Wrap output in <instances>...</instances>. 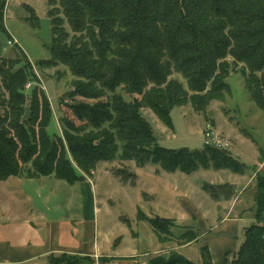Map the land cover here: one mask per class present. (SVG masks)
Segmentation results:
<instances>
[{
	"label": "trees",
	"instance_id": "obj_1",
	"mask_svg": "<svg viewBox=\"0 0 264 264\" xmlns=\"http://www.w3.org/2000/svg\"><path fill=\"white\" fill-rule=\"evenodd\" d=\"M177 1L47 0L49 57L36 61V66L63 64L76 77L64 104L68 114L59 118L62 137L47 131L51 105L29 60L21 50L5 57L0 41V180L53 175L71 184L82 181L98 161L115 157L133 161L136 167L159 164L167 172L190 174L212 168L243 174L247 167L226 150L158 145L139 109L150 108L172 128L173 107L189 102L200 111L230 93L225 78L232 68L240 72L251 100L264 111V0H181L183 12ZM5 4L0 0V30L7 33ZM28 11L33 26L38 18L33 9ZM84 37L91 40L90 46ZM173 71L184 77L186 88L169 78ZM31 81L35 84L26 95ZM119 86L140 98L125 101L115 92ZM105 95L106 102L98 101ZM263 160L260 150L259 161ZM203 188L216 198V187ZM220 192L230 198L231 186H221ZM252 198L254 222L244 228L238 249L227 252L221 264H264L263 175L255 177ZM137 218L150 225L159 242L172 237L173 219L146 216L140 210ZM197 234L187 227L173 238L183 245ZM199 254L201 264H215L206 246L199 248ZM231 255L234 258L228 262ZM48 262L94 264L90 257L67 254L50 255Z\"/></svg>",
	"mask_w": 264,
	"mask_h": 264
},
{
	"label": "rangeland",
	"instance_id": "obj_2",
	"mask_svg": "<svg viewBox=\"0 0 264 264\" xmlns=\"http://www.w3.org/2000/svg\"><path fill=\"white\" fill-rule=\"evenodd\" d=\"M181 2V0L177 1L180 10L183 12ZM28 8L33 9L38 18L37 23L35 22L33 26L27 20L30 16ZM49 8L47 0H6L3 22L8 33L0 30V41L3 44V48L5 47V49H2V55L5 57H14L21 50L25 54L26 59L29 60L33 72L38 78V85L45 92L51 105L52 116L47 131L50 136L58 135L62 137L59 118L65 113L68 114L64 104L69 102L67 93L72 90L71 82L76 77L63 64L40 68L36 66V61L49 57L48 46L51 39L49 18L47 17ZM64 26L68 31L67 25L64 24ZM10 35L16 40L17 45L7 46V39L10 38ZM85 42L88 46L92 43L90 39H87ZM227 60L231 61L232 58L228 57ZM239 67H241L240 63L237 69ZM169 78L176 79L186 88V80L179 72L173 71ZM225 82L230 88V93H224L220 100L210 101L200 111L194 110L189 102L173 107L170 111L172 128H168L163 124L150 108L142 107L139 109V113L151 125L157 144L165 148L187 147L189 149H200L205 145V143L203 144L204 131L210 126H207V124H211L214 130L218 131L219 139L228 138L227 140L230 141L229 147L222 149L226 150L237 161L243 163L247 167L245 173L251 175L256 168L254 164L259 157L260 150L264 152V111L251 100L240 72L232 71L231 68L230 74L225 78ZM34 84L35 82L31 81L28 87ZM28 87L26 86L24 92L26 95L29 92L30 87ZM115 92L120 94L125 101L131 100L132 97L140 98L136 94H127L121 86L117 87ZM107 98V95H105L104 97H100L98 101L106 102ZM77 100H79L78 97ZM91 102H94V100ZM97 163L95 178L99 177V192L103 189H108V191L114 194L115 199L120 202H116L115 206L112 205L110 208L113 216L112 219L105 216V222L107 220L111 221L109 224L111 230L109 231L118 236L129 231L130 228L128 226H130L132 230H136L139 233L141 241L149 236V232H146L145 227L150 229V225L144 220H136L132 203L136 202L140 210L149 216L173 219L175 226L170 227L172 237L169 238L177 245L178 240L175 238L187 227L198 232L197 221L190 215L191 206L188 203H192L195 207H198L200 212L213 213L217 211L220 213L218 207L208 205L211 201L209 199L210 194L204 190V184H210L209 182H211L212 184L210 185L216 187L214 190L218 194H216L215 199L211 198L219 200L224 199V194L220 192V187L228 186L229 182L233 181L232 172L226 169L199 168L190 174H185L179 170L167 172L162 170L159 164L148 162L144 168L134 170L139 176L136 179V183L132 185L122 180L129 178L126 175L131 169L129 161H123L115 157L110 161H98ZM103 165L106 170H109L113 174L110 176V179L112 177L111 186L108 185L102 173ZM26 167H29V165ZM157 168L163 171L161 173L170 175L169 177L173 178L159 177V175L153 172ZM23 176L25 177L24 174ZM128 180L133 182L135 177ZM33 181L37 180L34 179ZM61 182L64 183V181ZM39 183L45 185L47 190L50 189L46 181ZM11 184L13 185L11 189H14L12 192L18 195L19 191L17 186H15L17 184L15 182ZM64 185L67 187L65 183ZM174 185L178 186V192L172 191ZM5 187L6 183L0 182V218L4 217L8 219L7 222H0V234L5 238H12L11 235L22 229L23 226L21 218L18 217L20 215L19 210L22 213L25 212L22 206V204L24 205V201L17 200L9 190L6 192ZM234 190L235 188L231 187L232 194L235 193ZM62 192L60 189L53 191V194H56L60 198V196L62 197ZM145 192L152 195L150 200L144 197ZM253 192L254 188L248 186L240 195L234 194L230 196V198H234L230 215L243 214L244 216L238 228V236L242 239L244 228L254 222L251 219L253 218ZM203 193L204 195L206 193L207 196L202 197ZM70 210L69 212H73L75 208H71ZM118 215H121L123 219L118 218ZM105 222L104 224L107 225ZM259 224L263 223L260 222ZM137 246L140 249L146 247L145 244L139 242ZM186 249L185 252H188L189 257H192L191 254L194 253L192 248L188 247ZM233 258L234 255L229 256L228 262ZM98 259L101 264H112L107 259L105 260L104 257H98Z\"/></svg>",
	"mask_w": 264,
	"mask_h": 264
},
{
	"label": "crops",
	"instance_id": "obj_3",
	"mask_svg": "<svg viewBox=\"0 0 264 264\" xmlns=\"http://www.w3.org/2000/svg\"><path fill=\"white\" fill-rule=\"evenodd\" d=\"M209 125L211 126V124H207V126ZM211 129L216 135H219L213 127ZM228 142L230 141L228 140ZM129 163L131 166L128 171L129 178L135 177V180L130 182L128 178L125 183L134 185L139 176L134 170L142 169V167H136L133 161H129ZM97 164L90 174H84L82 181L71 184L53 175L35 178L18 175L0 180V182L6 183L4 188L6 192L9 190L17 200L24 201L22 206L25 211L22 213L19 210L21 216L19 215L18 218L22 220V229L15 234L13 233L12 238H5L0 234V264H49L50 255L59 256L61 254L78 257L87 256L94 261V264L98 257H104L112 264H167L171 261L201 264L199 254L201 246L208 248L213 263L221 264L224 255L227 252L236 251L242 242V238L238 236V228L244 216L243 214L230 215L234 201L232 197L213 200L209 196L212 203L210 201L208 205L218 207L220 213L217 211L213 213L200 212L198 207L188 203L191 206L190 215L196 219L198 225L197 237L190 243L176 245L171 239L166 242H159L151 227L150 229L145 227L149 236L143 241H141L139 233L132 230L130 226H128L129 231L121 232L122 234L115 236L109 231L111 230L109 226L111 221L105 222V216L112 219L110 208L112 205L115 206L119 200L115 199L114 194L108 189L99 192V177L95 178ZM254 165L256 168L251 175H247L245 171L243 174L232 173L233 181L229 182V185L235 188L234 194L240 195L248 186L255 188L254 177L257 174L264 176V160L260 162L258 157ZM160 170L157 168L153 172L159 177L173 178L161 173L163 169ZM102 173L108 185L111 186L112 177L110 179V176L113 174L106 170L104 165ZM34 179L37 181H33ZM38 181H46L50 189L47 190L46 186ZM61 181H64L67 187ZM12 182L17 184L15 186L19 191L18 195L12 192L14 190L11 189L13 187ZM60 189L63 192L62 197L59 198L53 194V191ZM172 191L178 192V186L174 185ZM144 194L147 200L152 198V195L146 192ZM203 196H207L206 193L205 195L203 193ZM71 208H75V210L69 212ZM132 208L136 220L143 221L137 218V210L140 208L136 202L132 203ZM78 211L80 212L78 213ZM140 211L149 216L142 210ZM118 218L123 219L121 215H118ZM7 221V218H0L2 223ZM128 225L130 224L128 223ZM138 242L145 244L146 247L138 248ZM188 247H191L195 253L191 254L192 257H189V253L185 252Z\"/></svg>",
	"mask_w": 264,
	"mask_h": 264
},
{
	"label": "built area",
	"instance_id": "obj_4",
	"mask_svg": "<svg viewBox=\"0 0 264 264\" xmlns=\"http://www.w3.org/2000/svg\"><path fill=\"white\" fill-rule=\"evenodd\" d=\"M17 45L16 40L10 37L7 39V46ZM5 49V47L3 48ZM28 87V84L26 85ZM204 143L205 145L212 146L218 149H225L228 147L229 142L227 139H219L218 135H216L210 126L204 131ZM95 264H101L98 260H96Z\"/></svg>",
	"mask_w": 264,
	"mask_h": 264
}]
</instances>
